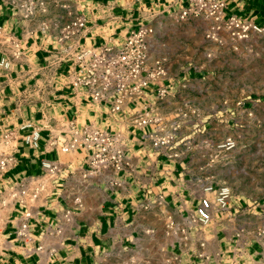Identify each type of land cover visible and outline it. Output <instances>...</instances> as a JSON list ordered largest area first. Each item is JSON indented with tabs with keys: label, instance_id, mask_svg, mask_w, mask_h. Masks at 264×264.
I'll return each mask as SVG.
<instances>
[{
	"label": "crops",
	"instance_id": "obj_1",
	"mask_svg": "<svg viewBox=\"0 0 264 264\" xmlns=\"http://www.w3.org/2000/svg\"><path fill=\"white\" fill-rule=\"evenodd\" d=\"M224 2L225 16L249 17L264 25V0ZM186 4L187 0H118L114 13L119 17L115 22L108 21L99 9L83 11L91 26L86 33L89 44H116L141 24L152 28L147 37L149 62L155 58L166 60L164 83L169 92L163 101H155L149 94L153 88H148L146 98L136 104L135 110L151 107L168 124L173 114L186 109V105L196 109V114H190L177 133L173 147L185 151L174 162L166 163L164 154L151 147L147 127L129 128L128 165L119 172L104 170L83 177L88 167L83 155L57 154L46 144L48 130L59 126L56 121L59 115L79 124L91 122L107 127L104 106L91 107L81 93L59 86L53 71L44 67L57 25L69 15L52 2L45 15L24 21L0 0V24H11L24 43L22 57L8 70L0 68V132L14 128L22 135L29 128L20 126L28 119L43 124L38 147L17 141L14 150L17 163L5 177L22 179L39 174L43 158H58L65 163L64 173L54 189L42 194L31 207L28 218L32 224L31 240H21L15 235L21 219L17 205H10L0 213V264H161L165 249L172 243L164 235L166 216L171 214L183 224L184 217L198 204L205 181L214 187L223 182L228 184L232 196L228 208L216 214L207 228L203 251L209 259H199L190 250L175 246L173 250L179 253L180 262L257 263L259 246L252 239V230L264 216V211L257 207L264 198V159L261 165L250 168L255 150H251L249 143L262 138L264 131L254 133L245 127L255 122L264 125V100L219 93L218 87L206 79L219 74L220 69L203 60L207 45H222L230 53L233 67L248 74V70L258 69L250 53L264 55V38L253 36L238 41L223 32L220 42L209 40L208 21L176 18V12ZM42 22L48 26L44 32L40 28ZM183 60H197L199 66L180 68ZM228 83L235 85L232 80ZM236 85L241 91L247 87L244 81ZM43 109L48 112V123L39 121ZM115 127L126 133L120 119ZM226 137H232L236 146L219 151L217 144ZM75 198L80 199V204ZM66 209L71 210L68 219L63 216ZM238 230H242L240 236H236ZM38 245H42L40 252L35 250ZM195 245L192 239L188 243L191 248Z\"/></svg>",
	"mask_w": 264,
	"mask_h": 264
},
{
	"label": "built area",
	"instance_id": "obj_2",
	"mask_svg": "<svg viewBox=\"0 0 264 264\" xmlns=\"http://www.w3.org/2000/svg\"><path fill=\"white\" fill-rule=\"evenodd\" d=\"M11 13L24 21H31L43 16L48 11L50 3H57L66 9L69 18L57 25V32L52 47L47 50L45 68L53 71L59 86L69 87L74 93H81L88 99L93 108H105L107 127L94 123L79 124L75 119H66L62 115L56 121L59 126L50 128L46 137L49 149L57 154H81L86 158L87 171L99 173L104 170L122 171L127 165L129 147V128H148L146 133L151 147L161 151L166 163L177 160L185 151L184 148L173 147L177 133L190 114H196V109L190 104L186 109L177 110L168 124L153 108L135 110L136 104L147 96V89L155 101H163L169 92L164 83L167 69L164 58H155L149 62L147 37L152 28L141 24L138 29L129 31L118 43L103 42L89 44L86 33L91 26L87 24L86 9H99L106 19L115 22L119 17L114 13L118 0H106L104 3L91 0H1ZM224 0H187L176 12L178 20L187 17L202 18L209 22L206 37L220 42V33L226 32L231 39L248 40L251 37L264 38V25H260L249 17L224 15ZM44 32L48 26L40 25ZM94 29V28H93ZM22 38L16 35L11 24H0V68L8 70L11 64L22 57L24 52ZM62 68V70H60ZM130 111V112H129ZM39 121L49 122L46 109L42 110ZM120 119L126 133L115 127ZM43 124H34L29 119L21 124L20 129L29 128L24 134H19L14 128L0 132V213L10 205L21 209V219L15 227V235L21 240H31L32 224L28 221L31 207L44 193L52 191L54 185L64 173V162L58 158H43L40 162L41 172L22 179H9L6 172L17 163L15 147L18 140L30 147H38L40 129ZM236 146L232 137L219 141V151H228ZM232 196L231 188L226 183L214 187L210 181L202 184V195L198 204L184 217L182 224L168 214L164 221V235L172 241L165 249L161 264H182L179 253L173 250L178 246L181 250H190L195 257L209 259L203 249L207 241V228L214 222L216 214L228 208ZM158 199V203L161 201ZM80 204V199L75 198ZM264 211V198L257 203ZM70 209L63 216L68 219ZM262 222L252 230V239L258 244L259 258L256 264H264V216ZM59 231V229H57ZM242 230L236 232L240 236ZM194 240L195 247L188 246ZM42 250V245L35 248ZM115 264H130L118 262ZM240 264H247L241 262Z\"/></svg>",
	"mask_w": 264,
	"mask_h": 264
},
{
	"label": "rangeland",
	"instance_id": "obj_3",
	"mask_svg": "<svg viewBox=\"0 0 264 264\" xmlns=\"http://www.w3.org/2000/svg\"><path fill=\"white\" fill-rule=\"evenodd\" d=\"M224 33H220V37H223ZM259 38V37H254ZM260 39H257L259 42ZM232 53V52H231ZM230 53L226 52L222 45L217 44H209L207 45L206 56L203 61H208L210 67H219V74H212L209 78L206 79V82L212 84L215 87H218V92L224 95H249L255 100L262 101L264 100V55L261 54L257 56V52L253 51L250 53L253 60L256 61L258 65L257 70H248V74L246 71H241V69H236L233 67V64L229 61ZM243 56H247V53H244ZM249 56V57H250ZM225 59L227 61H225ZM198 67L199 63L197 60H183L181 61L180 68L187 69L188 67ZM234 72V73H232ZM232 80L235 85L232 87L228 81ZM216 81V83H214ZM242 81L246 82L247 87L241 91L236 89V84L241 83ZM220 128V127H219ZM217 128V130L219 129ZM246 130L250 132L256 133L259 131L260 133L264 131L263 124H250L248 127H245ZM219 131H222L221 129ZM256 142H259V145H255ZM251 150H255L254 155L250 157L249 165L250 168L253 166H257V164H262V159H264V133L263 137L254 139L249 143Z\"/></svg>",
	"mask_w": 264,
	"mask_h": 264
}]
</instances>
